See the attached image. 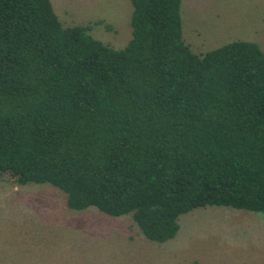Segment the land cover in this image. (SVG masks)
Instances as JSON below:
<instances>
[{
    "label": "trees",
    "instance_id": "1",
    "mask_svg": "<svg viewBox=\"0 0 264 264\" xmlns=\"http://www.w3.org/2000/svg\"><path fill=\"white\" fill-rule=\"evenodd\" d=\"M114 48L50 0H0V180L48 182L73 209L130 215L149 240L207 205L264 212V49L201 53L181 0H130Z\"/></svg>",
    "mask_w": 264,
    "mask_h": 264
},
{
    "label": "rangeland",
    "instance_id": "2",
    "mask_svg": "<svg viewBox=\"0 0 264 264\" xmlns=\"http://www.w3.org/2000/svg\"><path fill=\"white\" fill-rule=\"evenodd\" d=\"M64 26L123 47L131 35L130 0H50ZM182 37L196 53L231 40L264 49V0H181ZM48 182L0 180V264H264V212L197 207L179 216L173 238L147 239L131 216L93 206L73 209Z\"/></svg>",
    "mask_w": 264,
    "mask_h": 264
}]
</instances>
